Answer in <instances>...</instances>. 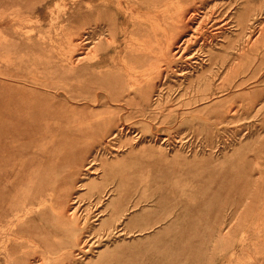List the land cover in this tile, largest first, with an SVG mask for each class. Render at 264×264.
I'll return each instance as SVG.
<instances>
[{"label": "rangeland", "instance_id": "rangeland-1", "mask_svg": "<svg viewBox=\"0 0 264 264\" xmlns=\"http://www.w3.org/2000/svg\"><path fill=\"white\" fill-rule=\"evenodd\" d=\"M0 264H264V0H0Z\"/></svg>", "mask_w": 264, "mask_h": 264}, {"label": "bare ground", "instance_id": "bare-ground-1", "mask_svg": "<svg viewBox=\"0 0 264 264\" xmlns=\"http://www.w3.org/2000/svg\"><path fill=\"white\" fill-rule=\"evenodd\" d=\"M204 4V3H203ZM206 6H208V5H206ZM161 11V10H160ZM162 13V12H161ZM193 17V16H192ZM191 20V19H190ZM189 20V21H190ZM152 21H156V20H154V19H152ZM183 21V20H182ZM181 20H180V22L182 23V28H184V32H183V36H180L175 42L173 41V39H172V34H171V32H168V33H166V43H167V47H166V49H164L165 50V52L167 53V54H172V57L173 58H176V59H178V56L180 55V54H183L184 52H185V50L186 49H189V46H190V44H191V42H192V39H193V34H194V31L193 32H191V33H189V34H187L188 33V31L190 30V25H189V21L186 23V24H184V26H183V22H182ZM145 22V21H144ZM147 22V21H146ZM141 23V22H140ZM159 22H148V23H145V25L146 26H149L150 28H153V29H159ZM237 25V24H236ZM244 25V24H243ZM245 25H247L246 23H245ZM144 26V25H143ZM145 26V27H146ZM250 26V25H249ZM164 32H167V31H164ZM153 33V32H152ZM182 34V33H181ZM94 35V34H93ZM100 35H102L101 33H99V34H97V36L96 37H100ZM95 37V36H94ZM92 36H91V41H92ZM96 42H98V41H96ZM86 43V42H85ZM92 44V43H91ZM97 45V44H96ZM239 45V44H238ZM241 46V45H240ZM85 47V46H84ZM87 47H88V49H93V47H95V46H93V47H91L90 45H87ZM96 47H98V46H96ZM243 46H241V48H242ZM92 51V50H91ZM90 51V52H91ZM88 52H89V50H88ZM94 52V51H93ZM88 53H86V55H87ZM91 57V56H90ZM89 58V57H88ZM82 59V58H81ZM86 59H87V57H86ZM90 59V58H89ZM89 61V60H88ZM207 79L209 80V77H207ZM160 101V96L159 95H157L156 96V99H155V103L157 104L158 102ZM115 134V133H114ZM116 136V135H115ZM114 136V137H115ZM113 137V138H114ZM98 152V151H97ZM95 154V153H94ZM93 154V155H94ZM90 160V159H89ZM92 162H95V161H97V157H96V155H94L93 157H92ZM90 162V161H89ZM97 163V162H96ZM98 163H100V162H98ZM91 166V165H90ZM95 166V165H94ZM96 168V167H95ZM86 169V168H85ZM96 170V169H95ZM87 171V170H86ZM88 172V171H87ZM86 173V172H85ZM89 173V172H88ZM87 173V174H88ZM95 173V172H94ZM91 174V173H90ZM110 184H112V183H110ZM110 186H112V185H110ZM115 188V187H114ZM109 190V189H108ZM109 192H111V191H109ZM106 193V192H105ZM107 193H108V191H107ZM71 206V205H70ZM69 206V208H68V210L64 213L63 212V214H64V218L66 219V220H73V214L71 213L72 212V209H71V207ZM121 208H122V205H121ZM125 208V207H124ZM74 210V209H73ZM112 210H114V208H113V206H112ZM126 210V209H125ZM126 212V211H125ZM62 214V215H63ZM61 215V216H62ZM111 216H112V214H111ZM63 217V216H62ZM114 217H115V221H117V220H119L121 217H122V215L120 214V213H118V210L117 209H115V212H114Z\"/></svg>", "mask_w": 264, "mask_h": 264}]
</instances>
